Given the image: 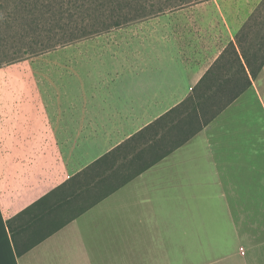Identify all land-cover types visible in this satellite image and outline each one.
<instances>
[{"label": "crops", "instance_id": "crops-1", "mask_svg": "<svg viewBox=\"0 0 264 264\" xmlns=\"http://www.w3.org/2000/svg\"><path fill=\"white\" fill-rule=\"evenodd\" d=\"M234 1L167 10L0 68V264H264V65L194 137L20 257L6 225L180 104L230 44L239 53L247 18ZM150 143L102 177L126 173Z\"/></svg>", "mask_w": 264, "mask_h": 264}, {"label": "trees", "instance_id": "trees-1", "mask_svg": "<svg viewBox=\"0 0 264 264\" xmlns=\"http://www.w3.org/2000/svg\"><path fill=\"white\" fill-rule=\"evenodd\" d=\"M199 1L205 0H178V4L156 8L155 14ZM132 5L131 0H0V50L10 39L23 43L15 46L18 50L12 55L7 51L0 64L19 54L41 55L142 17L130 16V10L121 20L123 10ZM263 7L264 0L236 34L239 53L230 44L180 104L7 220L18 257L182 146L251 86L264 65V22L259 21ZM107 17L115 20L107 23ZM88 18L95 21L93 25H88ZM252 35L254 43L246 46ZM22 58H13L11 63ZM150 141L147 149L122 166L128 169L126 173L117 171L102 177L119 157ZM95 178L99 180L89 187Z\"/></svg>", "mask_w": 264, "mask_h": 264}, {"label": "rangeland", "instance_id": "rangeland-1", "mask_svg": "<svg viewBox=\"0 0 264 264\" xmlns=\"http://www.w3.org/2000/svg\"><path fill=\"white\" fill-rule=\"evenodd\" d=\"M126 1L128 2L129 0H125V2ZM131 1H133L132 8L131 9L125 8L123 10L122 15H121V20H122L123 16H128L129 15L128 12H130V10L132 11V13H130L131 14L130 16H142V17H136L133 20L129 21L127 24L134 23V22L140 21V20L142 21V20L151 18L153 16H156L158 14H161V13L167 11V10H165V11H163L161 13L155 14V9L156 8L165 7L167 4H173V3L178 4V0H131ZM205 1H209V0H205ZM205 1H202V2H205ZM202 2L201 1L193 2L191 4L186 5L184 8L194 6V5H197V4L202 3ZM261 2H262V0H235L232 4H233V7H236V8H238V9H240V10L245 12V15H246V18H247L246 21H247L251 17V15L254 13V11L256 10V8L258 7V5ZM259 16H260V20L259 21L260 22H264V7L260 11ZM89 19L90 18H88V20ZM88 20H87V22H88ZM106 20H107V23L113 22L115 20V17H110V18L107 17ZM246 21L244 22V24L246 23ZM94 22H95L94 20H89L88 25H93ZM123 25H126V24H123ZM119 27L110 28L107 31H110L112 29H117ZM107 31L100 32L97 35H100V34L105 33ZM97 35H92V36H90V37H88L86 39H89V38L97 36ZM254 39L255 38L252 35L251 38L248 39L246 46H250L251 43H254L253 42ZM22 44L23 43H19L16 39H14V40L10 39L8 41L6 47H3L2 50H0V60H1V58L4 57V55L6 54L7 51H8V55L10 56V55L13 54L14 51L18 50L17 48H15V46L16 45L22 46ZM52 51L53 50L48 51V52H52ZM19 56L20 57L22 56L23 57L22 59H25L26 57L31 56V54H29V55L19 54ZM19 56L18 57L13 56L12 59L13 58H19ZM12 59L10 58V59H7V61L2 62L0 64V68L10 64ZM6 78H7V76H5V71L3 73H0V88H6V83H7ZM191 264H203V263H202V261H200V259H197V260H192Z\"/></svg>", "mask_w": 264, "mask_h": 264}]
</instances>
